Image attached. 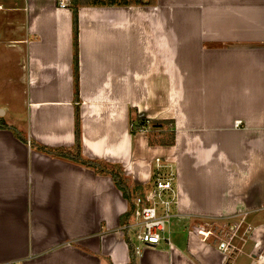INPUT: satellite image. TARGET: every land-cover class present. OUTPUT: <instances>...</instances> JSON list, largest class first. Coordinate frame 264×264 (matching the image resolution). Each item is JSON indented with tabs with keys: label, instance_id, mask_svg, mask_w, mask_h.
Returning a JSON list of instances; mask_svg holds the SVG:
<instances>
[{
	"label": "crops",
	"instance_id": "1",
	"mask_svg": "<svg viewBox=\"0 0 264 264\" xmlns=\"http://www.w3.org/2000/svg\"><path fill=\"white\" fill-rule=\"evenodd\" d=\"M60 1L0 0L27 126L3 120L27 142L0 129V264H130V205L112 177L32 146L74 147L77 107L86 158L149 190L157 159L175 172V236L136 264H264V0L81 6L78 103L73 13ZM136 114L174 121L175 145L133 134ZM240 219L251 232L233 262L197 233Z\"/></svg>",
	"mask_w": 264,
	"mask_h": 264
},
{
	"label": "trees",
	"instance_id": "2",
	"mask_svg": "<svg viewBox=\"0 0 264 264\" xmlns=\"http://www.w3.org/2000/svg\"><path fill=\"white\" fill-rule=\"evenodd\" d=\"M154 4V0H150V5ZM81 6H143L142 0H70V9L73 13V33H74V70H75V99L76 103L79 102V61H78V36H79V26H78V12ZM75 145L72 148H47L36 142H32L33 148L40 152L65 159L73 164L82 166L89 170L94 171L99 175L111 176L117 188L122 192L124 198L128 200L130 208L128 213L122 219V225H126L132 219L133 213L135 211V199L138 196H144L148 193L149 189H145L139 186L126 176L123 166L120 164L109 165L103 161H97L93 159L86 158L82 153V129H81V119L80 112L77 107L75 112ZM132 123L135 124L139 129L142 127H148L150 129V141L151 146H174L176 143V134L174 128V121L164 120H148L144 117L137 115ZM135 127V128H136ZM0 129H9L17 137L24 142L27 139L21 138L20 133L16 131L13 126L7 125L5 121H0ZM133 132V130H132ZM134 133V132H133ZM125 241L129 247L130 253V264H136L138 256L136 254L135 245L131 242L129 235L125 232Z\"/></svg>",
	"mask_w": 264,
	"mask_h": 264
},
{
	"label": "built area",
	"instance_id": "3",
	"mask_svg": "<svg viewBox=\"0 0 264 264\" xmlns=\"http://www.w3.org/2000/svg\"><path fill=\"white\" fill-rule=\"evenodd\" d=\"M60 7H67L66 0L60 1ZM131 128L132 130L137 129L134 124ZM138 131L150 134V129L146 126ZM174 183L173 167L157 159L153 185L146 195L135 199V211L130 222L122 227L123 234L126 232L129 235L132 232L136 240L145 246L158 245L163 240L161 233L166 231L171 219L175 216L173 211L177 195ZM244 220L234 225L228 224L222 231H219L221 233L219 235L209 227L208 229H197V233L204 241H217L219 250L225 254L228 261L233 262L244 254L247 238L251 232L249 228H243ZM135 248L139 256L141 247L135 245Z\"/></svg>",
	"mask_w": 264,
	"mask_h": 264
},
{
	"label": "rangeland",
	"instance_id": "4",
	"mask_svg": "<svg viewBox=\"0 0 264 264\" xmlns=\"http://www.w3.org/2000/svg\"><path fill=\"white\" fill-rule=\"evenodd\" d=\"M156 4V0H154V4L150 5L149 0V4L143 3V6H153ZM2 13L3 12L0 11V15ZM1 28L2 36L0 37V121L5 120L7 123L16 126L22 132H25L27 129L25 117L26 102H24L26 99V88L25 86H19L18 84H16V82L12 81L17 79L18 75L22 72L18 68V54L16 52L17 49H15L17 48L19 43L13 41L16 39H12V37H10V35L6 31V26L0 18V29ZM19 57L22 60L23 57L21 54L19 55ZM134 117H137V114ZM138 129V127L137 129H133V134L136 135L139 132ZM151 181L153 182V177L152 180H149L147 185L151 184ZM240 221H231L229 223L220 220H210L205 223H207L206 225H208L209 228H212V230H214L215 233L219 235L221 234L219 233V231H222L228 224L234 225L236 223H239ZM202 225L205 226L204 224ZM176 231L177 230L175 229V226L170 225L167 226L166 232L161 233V235L166 236L167 238H170V236L171 238H173L175 236ZM129 238L131 239V242L134 245L140 246L141 248L145 246L136 240V237H134V234L132 232L129 234Z\"/></svg>",
	"mask_w": 264,
	"mask_h": 264
},
{
	"label": "water",
	"instance_id": "5",
	"mask_svg": "<svg viewBox=\"0 0 264 264\" xmlns=\"http://www.w3.org/2000/svg\"><path fill=\"white\" fill-rule=\"evenodd\" d=\"M144 4H149V0H143L142 1Z\"/></svg>",
	"mask_w": 264,
	"mask_h": 264
}]
</instances>
